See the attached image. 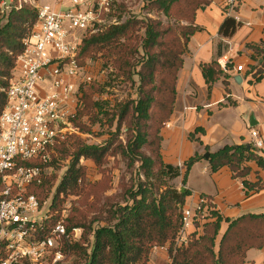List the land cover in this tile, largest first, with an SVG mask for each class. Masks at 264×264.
Masks as SVG:
<instances>
[{
	"label": "trees",
	"instance_id": "obj_1",
	"mask_svg": "<svg viewBox=\"0 0 264 264\" xmlns=\"http://www.w3.org/2000/svg\"><path fill=\"white\" fill-rule=\"evenodd\" d=\"M207 5L206 0H153L152 7L190 24L178 28L180 35L171 28H163L158 22L146 24L144 38L141 39L143 55L136 63L140 66L137 73L133 72L135 56L138 54L137 21L111 26L82 40L76 57L78 64L84 66L87 60H92L99 54L104 58H111L118 76L129 81H132L134 74L138 76V96L136 100L119 104L118 111L108 119L110 126L116 117L119 126L121 123L125 125V143L117 141L115 144L110 140L105 145L97 146L86 145L80 139H74L70 144L73 148L72 160L57 192L81 194L87 209L94 208L93 205L89 206L87 199L92 193L98 199L99 193L92 186L87 188L83 185L84 168L78 166L81 158L92 161L100 168L107 156L119 154L127 160L128 167L139 163L143 179L137 181L135 190H126L128 198L124 200V205L117 203L106 209V203H103L97 209L98 214L90 220H87V211L77 209H74L72 216L66 218L67 229L82 228L84 238L88 234L92 235L87 247L81 245V242L64 251L67 258L74 257L71 264H148L150 250L166 244L170 246L171 264H244L248 250H264V213L244 214L231 220L223 219L213 209L209 213L213 220L202 224V234H195L197 237L194 235L186 247L178 248L174 253L171 249L180 229L182 208L189 192L184 190L181 193L168 185V181L182 176L181 183L185 186L189 170L202 157L194 155L185 161L181 175L179 167L165 164L162 160L160 131L173 111L177 74L182 66V55L186 51L187 42L199 30L193 26L196 12ZM35 20V10L23 5L19 9L12 8L5 15L4 24L0 25V113L5 105V95L1 89L8 85L15 58L22 51L21 41L30 32ZM238 26L239 23L233 17H226L219 27V34L230 37ZM260 46H249L262 59L260 67L254 70V82H259L263 76L264 41ZM254 60L257 61L256 58ZM201 69L209 90L222 76L227 88L226 80L229 77L216 61L201 65ZM81 91L83 107L77 109L73 124L81 132H87L88 128L80 124V117L86 115L90 123L95 124L100 114L105 117L109 114L102 111V102L93 100L95 93L103 91L102 87L92 84L83 86ZM201 130L197 128L195 132ZM189 138L194 140L193 134ZM65 144L57 146L58 153H68ZM247 162H254L264 171V159L254 152L251 145L225 146L208 157L212 172L228 167L232 178L242 180V187L248 195L249 192L259 191L264 185L245 180L249 173V168L244 166ZM46 186V181H43L40 185H32L29 191L42 202ZM1 190L0 180V192ZM201 197L212 208L208 197ZM103 212L107 215L105 219L101 217ZM58 217L57 213L52 221L55 222ZM103 220H106L105 225L92 228L95 222ZM222 222L227 227L215 251ZM196 226L199 225L196 223Z\"/></svg>",
	"mask_w": 264,
	"mask_h": 264
},
{
	"label": "built area",
	"instance_id": "obj_2",
	"mask_svg": "<svg viewBox=\"0 0 264 264\" xmlns=\"http://www.w3.org/2000/svg\"><path fill=\"white\" fill-rule=\"evenodd\" d=\"M41 1L0 3L3 15L24 4L36 12L8 85L1 89L5 105L0 113V264H71L64 251L81 244L83 236L82 228L67 229L64 212L53 222L57 211L52 201L40 202L29 189L45 180L58 164L57 146L76 133L73 120L80 91L91 81L78 64L77 53L85 33L105 26V14L116 0ZM240 1L221 0L226 17L235 14ZM243 68L238 65L235 70ZM250 136L254 151L263 152L258 132L251 130ZM209 210L203 197L194 206L182 208L173 253L188 243L191 234H200L201 226L195 228V224L202 223Z\"/></svg>",
	"mask_w": 264,
	"mask_h": 264
},
{
	"label": "crops",
	"instance_id": "obj_3",
	"mask_svg": "<svg viewBox=\"0 0 264 264\" xmlns=\"http://www.w3.org/2000/svg\"><path fill=\"white\" fill-rule=\"evenodd\" d=\"M231 17L239 26L232 36L223 37L219 27L226 16L221 0H213L196 12L193 26L199 30L189 37L182 55L173 111L160 131V152L163 162L179 167L181 175L185 161L194 155L201 156L189 170L183 186L189 192L184 207L194 206L201 196H206L213 211L232 220L244 214L264 213V187L247 195L242 180L232 178L228 167L212 172L203 155L225 146L253 147L251 130H256L264 142V67L261 80L254 82V70L260 67L262 59L249 48L264 41V0H241ZM212 61L228 75L227 88L222 76L208 89L201 65ZM238 65L244 70L237 72ZM197 128L202 130L195 132ZM190 134L194 140L189 138ZM254 152L264 159V148L263 152ZM244 166L249 168L246 181L264 185V171L254 162ZM179 177L182 185V176ZM226 227L223 222L221 230L224 232ZM244 264H264V250H248Z\"/></svg>",
	"mask_w": 264,
	"mask_h": 264
},
{
	"label": "rangeland",
	"instance_id": "obj_4",
	"mask_svg": "<svg viewBox=\"0 0 264 264\" xmlns=\"http://www.w3.org/2000/svg\"><path fill=\"white\" fill-rule=\"evenodd\" d=\"M152 1L153 0H116L109 13L105 14V26L102 27L100 31L98 30L96 32L85 33L83 35V39L88 36L101 33L111 26L122 25L127 21H137L138 26L136 30V36L138 37V54L135 56V67L133 68V72L137 73L140 66L136 65V63L140 61V57L143 55L141 39L144 38L146 24L150 22H158L163 28L173 29L177 35H180L178 30L179 27L190 24L188 21L183 19H177L173 16L165 15V13L162 11L152 7ZM206 1L209 5L213 0ZM41 2H46V0H42ZM13 3L16 5L17 0H13ZM4 17L5 15L0 13V25L4 24ZM84 67L91 75L90 83L85 84L84 87L92 84L102 87L103 91L101 93H95L93 95V100L102 102V111H106L109 115L105 117L100 114L98 116V122L95 124L90 123L89 118L86 115L80 117V124L87 127L88 131L81 132L77 127H75L76 133L72 136H69V138L65 141L66 144H64L65 148L68 149V153H58V160L56 161L58 164L54 165L45 176L44 181H46L47 186L44 190V199L42 200V203H48L51 201L52 203H55L56 200L54 210H56L59 215L64 212V215H66V218H68L74 214V209L84 210L87 211V220H90L94 215L98 214L97 209L101 207L103 203L107 204H105L106 209H110L111 206L117 203L124 205V200L128 198L126 190L130 188L133 189L137 181L139 179L142 180L143 177L141 172H139V163H135L133 167H128L127 160L119 154L107 156L105 163L100 168H98L92 161L81 158L79 160L78 166H82L84 168V178L82 179L83 185L87 188L92 186L94 190L98 191L99 193L98 199H96L93 193L88 196L87 203L89 206L93 205L94 208L87 209L81 194L75 195L70 194L69 192L66 194L57 192L58 186L72 160L71 153L73 148L70 146V144L74 141V139L78 138L86 145L97 146L105 145L110 140L114 141L115 144L117 141L125 143L127 132L125 125L121 123L119 126V122L116 117L110 126L108 119H111L113 113L118 111L117 107L119 104H122L124 101L136 100L138 96V76L134 74L132 76V81L126 80L122 76H118L111 58L107 59L99 54L94 59L87 60L84 63ZM82 95V91H80L81 98L79 110L83 107L81 101ZM179 181L180 177L168 181V185L180 191L183 186L179 184ZM95 200L97 202H95ZM109 205L111 206L109 207ZM209 212L210 210L208 213ZM101 217L105 219L107 217L106 213L103 212ZM212 220L213 218H211L209 214L205 217L202 223L199 222V226H201L200 234H202V224ZM105 223L106 220L95 222L92 228L94 229L98 226L105 225ZM199 226H196L195 224V228H198ZM223 226L225 225L223 224ZM223 233L224 232L220 228L219 236L216 239L215 251L218 249L217 247L219 244V239ZM194 235L195 233L189 236L188 243L191 241ZM91 239V234H88L86 238H84L83 235L82 242L87 247L90 244ZM187 244H185L183 247H186ZM163 247H165L166 250L159 252L154 251V248L150 250L148 264L172 263L169 253V244H166ZM73 258V256L68 257V261L72 263Z\"/></svg>",
	"mask_w": 264,
	"mask_h": 264
},
{
	"label": "water",
	"instance_id": "obj_5",
	"mask_svg": "<svg viewBox=\"0 0 264 264\" xmlns=\"http://www.w3.org/2000/svg\"><path fill=\"white\" fill-rule=\"evenodd\" d=\"M240 77H238V79H239ZM203 157H204V159H206V160H208V157H209V153H205L204 155H203ZM181 193L182 192H184V188H181Z\"/></svg>",
	"mask_w": 264,
	"mask_h": 264
}]
</instances>
